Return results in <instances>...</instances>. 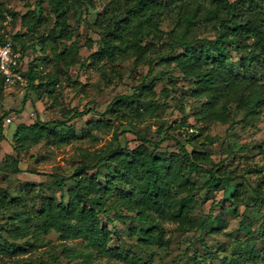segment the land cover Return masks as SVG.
I'll list each match as a JSON object with an SVG mask.
<instances>
[{
    "label": "trees",
    "instance_id": "obj_1",
    "mask_svg": "<svg viewBox=\"0 0 264 264\" xmlns=\"http://www.w3.org/2000/svg\"><path fill=\"white\" fill-rule=\"evenodd\" d=\"M44 2L52 15L49 26L43 13ZM77 8L95 10L88 25L100 30L97 48L80 66H95L104 73L107 63L114 66L117 61L132 60L135 66H148L145 78L114 96L104 111L96 112L100 120L134 121L159 107L160 102L154 98L155 79L165 78L166 73L147 81L155 63H174L182 77L191 82L189 94L199 102L194 110L196 119L231 126L233 113L240 112L243 117L264 114V0H109L103 7L106 14L96 8L94 0H36L34 8L22 14L0 0V25L7 14L14 21L19 16V28L12 38L22 59L29 48L39 44L42 49L52 48L54 57L65 65H72L78 50L70 13ZM165 18L174 23L170 30L161 27ZM40 28L43 32H39ZM207 32L212 35L205 36ZM33 36L36 41L30 42ZM88 38L91 46L94 41ZM67 40L71 42L59 51L58 42ZM38 59L46 63L47 56L38 55L28 62L24 72L28 86L36 89L38 97L43 91L54 94L59 75L56 71L41 74ZM163 91L169 93L168 88ZM26 99L25 93L22 107ZM11 111L0 113V122ZM89 112L93 113V108L80 110L74 106L63 110L68 118L44 120L38 114L32 122L18 124L13 133L16 156L10 166L20 170L22 154L41 141L59 144L76 138V132L61 126L73 125L67 121ZM179 126L161 124L160 139L140 136L141 142L135 147L116 137L115 143L99 147L92 155L83 152L70 175L62 177L59 184L51 181L59 187L60 196L45 195L32 210L17 203L18 194L11 195L7 188L0 187V217L6 219L0 220V253L14 259L12 264H37L35 260L13 257L47 245L51 240L46 235L55 232L61 250L54 253V260L64 257L80 264H121L116 262L118 259L125 261L122 264H148L141 258H132L121 247L109 245L112 233H118L117 222H139L128 230L138 234L144 247L168 246L164 222L176 223L180 231L192 229L197 223L191 215V202L198 200V187L191 177L199 172L205 178L202 185L206 191L215 190L216 195L204 197L209 211L198 226L211 233L225 229L223 221L211 211L216 207L224 209L226 201L231 204L242 199V184H232L237 174L227 168L225 158L214 162L207 148H197L196 142L188 147L168 132ZM3 130L0 127L1 137ZM199 136L208 143L215 140L203 134L202 129L190 133L187 139L197 140ZM102 166L106 169L104 179ZM65 180L71 183L63 185ZM232 185L236 187L227 195ZM259 199L264 204V197L260 195ZM70 239H80L82 246L68 243ZM95 256L107 258L102 263L94 262Z\"/></svg>",
    "mask_w": 264,
    "mask_h": 264
},
{
    "label": "rangeland",
    "instance_id": "obj_2",
    "mask_svg": "<svg viewBox=\"0 0 264 264\" xmlns=\"http://www.w3.org/2000/svg\"><path fill=\"white\" fill-rule=\"evenodd\" d=\"M108 1L94 0V3L97 9L106 14L103 7ZM35 2L36 0H4L6 7L19 14L33 9ZM43 13L47 16V26L51 25L52 15L47 2L43 3ZM94 14L95 10L85 11L81 8L70 13V23L75 30L73 40H76L78 50L75 53L74 64L65 65L62 60L54 57L52 48L42 49L39 44H36V48H29L21 59L23 68L27 70L28 62L33 58L38 55L47 56L46 63L41 59L36 63L41 74L48 71L58 73L60 81L54 94L43 91L38 97L36 89L28 84L6 86L0 90L2 104L0 113L12 109L8 114L16 115L18 113L16 107L21 108L19 111L21 116H16L11 123L3 127L4 133L0 138V187L7 188L11 195L18 194L17 203L32 210L40 205L41 198L45 195L60 196L59 187L51 181L59 184L62 177L70 175L79 164L83 152L92 155L99 147L109 142L115 143L116 137L121 143L135 147L141 142L140 136L160 139L163 134V131L162 133L158 131L161 124L167 122L174 126L180 124L179 127L168 129V132L185 142L188 147L196 142L197 148H207L214 162L225 158L227 168L234 170L233 175L237 174L232 184L236 182L242 184L239 186L242 199L234 200L231 204L230 201H226L227 206L224 209L216 207L211 211L213 216H218L223 221L225 229L211 233L198 226L209 211V203L203 201L204 197L216 195L215 190L206 191L202 185L205 178L203 173L199 172L191 177L198 187V200L191 202L193 205L191 215L197 220L194 228L180 231L176 223L164 222V236L170 239V244L165 247L156 245L144 247L139 243L138 234L128 230V227L140 223L118 221L116 224L118 233H112L109 245L121 247L128 251L132 258H141L148 264H264V204L259 199L260 195L264 197V114L243 117L240 112L233 113L231 126L229 123L204 122L196 119L194 110L199 102L189 94L191 82L182 77L174 63H155L147 81L160 73H166L165 78L155 79L154 98L160 102L159 107L151 114L142 115L134 121H117L114 118L100 120L96 112L104 111L114 96L130 90L132 84L136 85L145 78L148 66L146 64L135 66L132 60L117 61L114 66L106 64V73L95 66H80L85 57L98 45L100 30L96 27L92 29L88 25ZM19 24V16L15 21L11 16L5 25L6 31L12 35L19 28ZM173 24L170 18H165L161 22V27L170 30ZM43 30L40 28L39 32ZM204 35L211 36L212 33L207 32ZM88 37L94 41L91 46ZM29 41H36V37H31ZM70 42L59 41V51ZM163 88L169 89L167 95ZM25 93L27 99L22 107ZM74 106L80 110L86 107L94 110L93 113L89 112L81 118L67 121L73 125L61 126L69 132H76V138L59 144L41 141L22 154L20 170L10 166V161L16 156L13 133L18 124L30 123L38 114L44 120L68 118V114L64 115L63 110ZM201 129L203 134L215 138L213 143L205 141L203 136H199L197 140L191 139L192 141L187 139L190 133H198ZM233 151L235 153L231 155ZM101 170V178L104 179L106 169L102 166ZM70 183V180H65L63 185L67 186ZM235 187L230 186L227 195ZM255 189L260 195H257ZM0 218L1 222L6 220L3 216ZM101 219L106 223L107 219L103 214ZM46 237L51 240L47 245L24 254H17L13 258L21 261L35 260L37 264H80L64 257L54 260V253L61 250L58 235L50 232ZM67 242L82 246L80 239H70ZM252 255L254 259L250 258ZM106 258L95 256L92 261L102 263ZM13 260L0 253V264H12ZM116 262L122 264L125 261L117 259Z\"/></svg>",
    "mask_w": 264,
    "mask_h": 264
},
{
    "label": "built area",
    "instance_id": "obj_3",
    "mask_svg": "<svg viewBox=\"0 0 264 264\" xmlns=\"http://www.w3.org/2000/svg\"><path fill=\"white\" fill-rule=\"evenodd\" d=\"M10 19L11 16L7 14L5 21L0 25V81L3 87L25 86L28 84V79L24 75L21 53L15 49L12 35L6 31L5 27ZM16 116L20 117V112L16 115H5L0 122V127L11 123Z\"/></svg>",
    "mask_w": 264,
    "mask_h": 264
}]
</instances>
